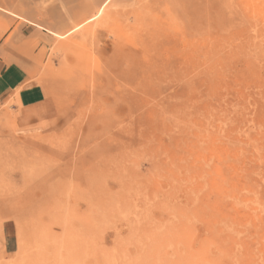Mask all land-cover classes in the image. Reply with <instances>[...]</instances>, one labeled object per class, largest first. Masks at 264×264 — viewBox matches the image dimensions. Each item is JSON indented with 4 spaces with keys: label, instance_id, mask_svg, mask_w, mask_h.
<instances>
[{
    "label": "rangeland",
    "instance_id": "1",
    "mask_svg": "<svg viewBox=\"0 0 264 264\" xmlns=\"http://www.w3.org/2000/svg\"><path fill=\"white\" fill-rule=\"evenodd\" d=\"M0 52V264H264V0H0Z\"/></svg>",
    "mask_w": 264,
    "mask_h": 264
},
{
    "label": "crops",
    "instance_id": "2",
    "mask_svg": "<svg viewBox=\"0 0 264 264\" xmlns=\"http://www.w3.org/2000/svg\"><path fill=\"white\" fill-rule=\"evenodd\" d=\"M27 73L18 63L9 61L0 52V102L13 100L15 107H20L23 116L25 112L33 111L35 115H43L38 112L46 101V91L41 86L25 85ZM20 116V117H21ZM44 116V115H43ZM45 117V116H44ZM36 121V119H35ZM5 242L3 241V248Z\"/></svg>",
    "mask_w": 264,
    "mask_h": 264
},
{
    "label": "bare ground",
    "instance_id": "3",
    "mask_svg": "<svg viewBox=\"0 0 264 264\" xmlns=\"http://www.w3.org/2000/svg\"><path fill=\"white\" fill-rule=\"evenodd\" d=\"M211 159V158H210ZM262 161V160H261ZM126 179V178H125ZM198 179V178H197ZM135 190V189H134ZM165 190V189H164ZM153 194V193H152ZM139 198V197H138ZM146 198V197H145ZM97 200V199H96ZM170 200V199H169ZM255 202V201H254ZM150 203V202H149ZM256 203V202H255ZM258 205V204H256ZM101 206V205H100ZM122 206V205H121ZM153 207V206H152ZM122 209V208H121ZM169 210V209H168ZM96 212V211H95ZM115 212V211H114ZM173 212V211H172ZM90 214V213H89ZM90 216V215H89ZM98 216V215H97ZM101 216V215H100ZM166 220V219H165ZM95 221V220H94ZM263 221V220H262ZM90 223V222H89ZM152 223V222H151ZM129 226V225H128ZM169 227V226H168ZM88 229V228H87ZM151 229V228H150ZM155 229V228H154ZM146 231V230H145ZM90 232V231H89ZM100 232V231H99ZM153 233V232H152ZM88 234V233H87ZM137 234V233H136ZM143 235V234H142ZM136 236V235H135ZM237 236V235H236ZM122 237V236H121ZM141 238V237H140ZM174 240V239H173ZM238 246V245H237ZM140 247V246H139ZM155 249V248H154ZM179 250V249H178ZM167 253V252H166ZM194 259V258H193Z\"/></svg>",
    "mask_w": 264,
    "mask_h": 264
}]
</instances>
